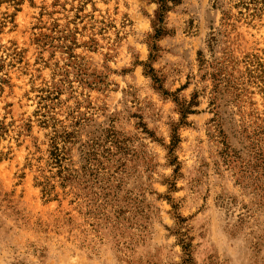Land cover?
<instances>
[{
    "label": "rangeland",
    "instance_id": "374dc122",
    "mask_svg": "<svg viewBox=\"0 0 264 264\" xmlns=\"http://www.w3.org/2000/svg\"><path fill=\"white\" fill-rule=\"evenodd\" d=\"M160 1L0 0V264H264V0Z\"/></svg>",
    "mask_w": 264,
    "mask_h": 264
},
{
    "label": "trees",
    "instance_id": "16d2710c",
    "mask_svg": "<svg viewBox=\"0 0 264 264\" xmlns=\"http://www.w3.org/2000/svg\"><path fill=\"white\" fill-rule=\"evenodd\" d=\"M170 1H172L173 3H178V2H180V0H161L160 1V3L162 4L161 5V9H160V14H159V17L157 18V22L158 23H160V24H162L163 23V19H164V13L166 12V10H167V4H168V2H170ZM161 31L162 30H158V35L161 33ZM152 50H156V46H153L152 47ZM147 68H150V72L151 71H153L152 69H151V67L149 66H147ZM181 108V114L183 115V119L186 117V115L187 114H189L190 112V107L189 106H187L186 104H181V106H180ZM182 124H183V122H182ZM179 143V136H178V129H175L174 130V136H173V139H172V144H171V151H173L174 150V148H176V145ZM189 248H190V245H185V246H183V249H184V251H185V253H186V257H187V259L185 260V263L186 262H189V260H190V251H189Z\"/></svg>",
    "mask_w": 264,
    "mask_h": 264
}]
</instances>
